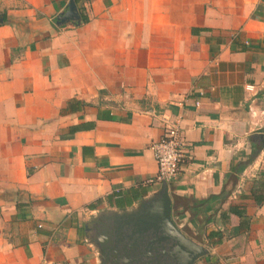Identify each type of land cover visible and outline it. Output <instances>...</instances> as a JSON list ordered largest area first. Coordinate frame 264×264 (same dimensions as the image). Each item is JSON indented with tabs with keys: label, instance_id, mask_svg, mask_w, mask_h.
<instances>
[{
	"label": "crops",
	"instance_id": "1",
	"mask_svg": "<svg viewBox=\"0 0 264 264\" xmlns=\"http://www.w3.org/2000/svg\"><path fill=\"white\" fill-rule=\"evenodd\" d=\"M68 2L0 0V264H99L86 225L161 188L177 118L196 264H264V0H76L89 20L59 25Z\"/></svg>",
	"mask_w": 264,
	"mask_h": 264
},
{
	"label": "water",
	"instance_id": "2",
	"mask_svg": "<svg viewBox=\"0 0 264 264\" xmlns=\"http://www.w3.org/2000/svg\"><path fill=\"white\" fill-rule=\"evenodd\" d=\"M82 22L76 0H69L57 16L59 25ZM93 218L86 231L99 264H196L210 253L176 224L167 182L129 209L103 211Z\"/></svg>",
	"mask_w": 264,
	"mask_h": 264
},
{
	"label": "built area",
	"instance_id": "3",
	"mask_svg": "<svg viewBox=\"0 0 264 264\" xmlns=\"http://www.w3.org/2000/svg\"><path fill=\"white\" fill-rule=\"evenodd\" d=\"M196 104L199 105V101ZM185 146L186 140L183 136L181 118L175 120L167 119L163 136L151 144L158 170L156 175L147 181L161 185L164 182L169 183L175 179L187 158ZM47 264L67 263L62 260H55Z\"/></svg>",
	"mask_w": 264,
	"mask_h": 264
},
{
	"label": "trees",
	"instance_id": "4",
	"mask_svg": "<svg viewBox=\"0 0 264 264\" xmlns=\"http://www.w3.org/2000/svg\"><path fill=\"white\" fill-rule=\"evenodd\" d=\"M82 15H83V21H88L89 20V17L87 16V15H85L83 12H82ZM4 18H6V16H4ZM73 101H75V100H71L69 103H72ZM78 102V104H84L85 102H82V101H77ZM70 105V104H69ZM263 147V142H262V144L260 145V146H257L256 148H255V152L257 153L261 148ZM253 160V157H250V159H249V162H251ZM248 165V163L247 164H237L236 166L237 167H235L233 170V173H236V177H235V179L234 180H236V182H237V180H238V175H239V173L240 172H242L243 171V169L246 167ZM234 167V166H233ZM231 176H232V168H231V173L229 174V178H231ZM228 191L226 190V188H224L223 190H222V192L219 194V195H215V194H213V195H210L208 198H206V199H204V200H200L199 202H202V203H205V202H209L210 200H216V199H218V198H221L222 197V195L223 194H225V193H227ZM255 198H256V200H257V202L258 203H262L263 201H264V194H262L261 196H255ZM231 212H236V213H239V210H238V207H236V208H233V207H230V209H229ZM220 232H216L215 233V236H220ZM212 235H214V233H210L209 234V238H211V236Z\"/></svg>",
	"mask_w": 264,
	"mask_h": 264
}]
</instances>
